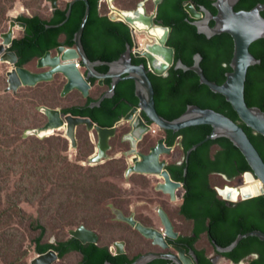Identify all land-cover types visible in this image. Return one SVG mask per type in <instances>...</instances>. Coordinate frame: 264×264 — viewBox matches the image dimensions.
Masks as SVG:
<instances>
[{"label":"trees","instance_id":"obj_1","mask_svg":"<svg viewBox=\"0 0 264 264\" xmlns=\"http://www.w3.org/2000/svg\"><path fill=\"white\" fill-rule=\"evenodd\" d=\"M185 1L165 0L161 5L159 20L172 29L169 44L176 50L177 61L183 60L189 66L195 64V56L201 53L204 57L202 66L207 77L223 85L227 80V74L232 71L235 40L228 33L213 38L200 33L198 27L189 21V14L184 7ZM194 1L198 6H207L214 13L218 12L214 6L216 0ZM27 2L36 3L34 0ZM90 2L92 13L83 39L86 50L94 61H115L126 52L128 43L132 42L131 29L125 23L112 22L107 16H102L99 9L100 0ZM14 3V0L0 1V23L1 18ZM261 3H264V0H240L236 9L250 11ZM67 9L68 6L54 11L49 21H43L38 15L33 18L20 17V21L27 24L24 36L13 45V50L21 58L20 65L57 47L62 34L66 36V44L75 45L76 33L81 28L87 12V4L83 0H78L74 4L72 15L66 24L57 28H46V24L55 25L63 22ZM251 51L263 63L249 71L247 102L251 107L257 106L264 110V39L255 42ZM100 70L108 72L109 67L103 66ZM151 79L156 88L157 108L161 115L169 120L178 119L190 105L216 110L241 123L264 158V136L256 134L242 122L227 97L215 93L209 86L203 84L196 72L174 67L169 76L151 74ZM94 100L90 99L85 106L65 109V112L91 117L103 127H113L132 107L139 105L136 83L122 82L117 89L116 97L107 99L101 107L91 108L90 104ZM22 101L19 94H0V209L7 203V207L0 211V216L5 215L3 222L2 217L0 219L1 235L9 240L18 241L17 226H20L25 231H39L32 239L38 252L57 248L61 257L65 258L70 252L80 250L83 252L84 264H105L108 260L115 264L132 262L134 258L129 254L114 255L108 246L82 245L74 238L60 240L58 244L44 241L48 234V226L41 217L26 212L24 203L43 205L47 214L58 220L59 227H63L74 225L76 208L87 207L94 210L105 199L110 198L112 193L103 188L106 184L86 186L76 179L78 166L68 157V140L58 137L42 140L25 136L31 121H28L27 126L23 125V117L19 119V114L24 113V117H28L29 110H32L30 105H33L34 112L37 111L33 100L27 103ZM212 132L211 125L195 126L179 133L171 131L168 132V143L175 145L182 137L187 153L195 145L206 140ZM187 167L188 175L185 174ZM170 169L176 179L186 182L188 193L182 211L188 219L195 221L196 236L182 237L179 242H188L190 247L195 248L201 264H215L210 258L209 250L196 245L202 234H207L211 244L216 248L213 240L222 246H228L241 233L255 229L264 231V195L233 204L221 198L213 185L214 172L235 177L252 170L248 159L230 139L211 140L192 153L189 163L185 161L183 165L173 164ZM80 174L86 175L83 172ZM11 186L14 187V194L10 196L9 201L3 194ZM93 220L92 223L97 222ZM25 252L28 256L29 250ZM254 253H257L258 257L249 258L245 264H264V240L258 236L244 238L234 251L226 255L235 264H241ZM168 262L165 259H156L151 264Z\"/></svg>","mask_w":264,"mask_h":264},{"label":"water","instance_id":"obj_2","mask_svg":"<svg viewBox=\"0 0 264 264\" xmlns=\"http://www.w3.org/2000/svg\"><path fill=\"white\" fill-rule=\"evenodd\" d=\"M53 2V8H57V0H51ZM76 0H73L75 2ZM88 4L87 15L84 18L81 29L77 32L75 40L77 43V49H70L64 51L63 47L58 48L57 56L51 58V52L39 59L38 68H48V71L43 73H31L29 70L21 67H17L15 71L9 74V82L11 89L16 91L20 86H36L38 83L52 81L54 75L62 74L67 84L63 96H67L74 90H78L85 97L91 95L94 79L99 80L101 86L105 85L107 79H112V85L110 90L99 101H93L90 107H100L106 99L115 97L118 85L125 80H134L136 82V94L140 99V105L134 107L131 112L126 116L125 123L128 122L131 127V133L126 137L133 144V153L138 150L139 141L144 139L145 134L152 131L150 121L157 124L162 130L180 132L183 129L201 126L211 125L213 132L206 140L195 145L188 152V162L190 161L191 154L206 142L211 140H217L220 138L230 139L245 155L248 159L253 171H248L247 174H252L254 179H258L263 183V187L257 188V192H243L242 199L247 200L264 194V158L260 151L254 145L250 139L248 133L244 127L234 121L232 118L222 114L213 109H204L198 105H190L187 112L180 118L171 121L163 117L157 109L156 103V90L151 80L150 73L157 76H168L170 70L176 62V50L169 45L171 37V28L169 27H156L155 15L147 16L144 8L145 3H142L137 11H120L114 9L117 13H120L126 18L127 23L133 28V35L137 45V31L141 34H147L155 39L154 43L148 44L146 49L137 52L134 55L132 45L128 43V50L125 52L119 60L115 61H92L84 47L83 35L86 25L89 21L91 14V6L89 0H85ZM114 0H109L110 4ZM157 9L163 0H154ZM70 4L67 11V19L72 12V4ZM240 0H217L214 5L218 9V14L215 15L211 10L202 6L198 10L195 2H186V10L189 12L190 17L196 21H190L195 24L200 33L207 35L209 38H213L217 35L228 33L233 36L235 40V54L231 63L232 71L227 74V80L223 85L217 82L211 81L202 66L204 57L201 53L195 56V64L193 66L186 65L183 60H179L176 63V69H184L185 71H194L200 78L201 82L209 86L215 93L223 94L227 97L228 101L233 105L238 112L242 122L248 127L252 128L257 134L264 136V110L260 107H251L247 102L246 91L249 71L256 65H261L263 61L257 58L251 51L252 45L264 39V3L259 4L251 11L241 10L237 11L236 6ZM157 13V11H156ZM113 19H117L114 14ZM67 19L59 25H47L48 27H58L64 24ZM215 21L216 25L212 26L211 22ZM14 25V24H12ZM25 26V25H24ZM4 44L11 43L10 32L4 36ZM4 46H0V54L4 51ZM134 57L143 58L145 63L135 64ZM2 59H9L12 64L17 63L18 57L13 53H8L3 56ZM77 60H81V63L86 69V74L79 69ZM102 65H108L110 70L108 73H102L98 71V67ZM43 112L48 115L49 122L44 128H39L33 131V134L38 136H44L46 133L54 131L59 127H63L68 123L69 135L73 137L75 146H77L76 128L80 125H88L89 129L96 128L99 133V156L94 159L99 161L103 158H108V151L111 150L110 141L111 138L116 136L119 123L115 128H103L98 124H95L90 118H82L75 116H67L60 110L44 109ZM142 113L146 115L145 118ZM67 122V123H66ZM173 148L168 147L166 144V138L159 141L158 145L151 148L149 154H141V158H135L136 164L132 166L129 173L134 171L162 174L165 176L166 182L160 184V188L164 191L171 193L175 196L176 189L182 186V182L174 180L172 173L166 167L167 160L161 159L164 154H171ZM188 173V167L185 169V174ZM226 189H220V192L224 194V198L228 201H238L239 198L234 199L232 197L233 192L224 193ZM132 222L135 223L133 218ZM164 222L166 223L167 232L170 236L177 237L178 233L174 230V225L168 215L164 214ZM140 229L148 236L155 238L156 243H160L163 246H168L165 240L164 234L155 228H148L140 225ZM72 234L76 235L84 243L98 242L99 235L86 227H81L78 230H72ZM258 236L264 240V231L261 229H255L246 233H241L237 239L228 246H222L217 244V252L220 256H225L226 253L234 251L240 242L247 237ZM177 242V241H176ZM120 247L119 252H126L125 243H117ZM180 249V255L172 253H155L151 252L146 255H142L132 264H147L154 259L164 258L171 260L169 264H200L199 257L195 250L192 249L187 254V250L183 247ZM58 259V255L55 251L36 258L33 264H52ZM214 262L217 263L218 259L213 257ZM105 264H115L108 260Z\"/></svg>","mask_w":264,"mask_h":264},{"label":"clouds","instance_id":"obj_3","mask_svg":"<svg viewBox=\"0 0 264 264\" xmlns=\"http://www.w3.org/2000/svg\"><path fill=\"white\" fill-rule=\"evenodd\" d=\"M44 1L45 0H40L37 3H40L42 5V3H44ZM46 1L50 3V10H51V15L48 18H43L39 14H32V15L20 14V15H18L16 17H13L11 19V16H10L9 12L13 9V6L7 12L6 21L10 22L9 28H8V30L6 32H4V30L3 31L0 30V39H1L0 46L3 45L4 48H5L4 51L0 54V65H5V67H6L7 86L4 88V90L0 91V94L1 93H3V94H12V95L19 94V95H21V99H22V94L26 91V89H29L30 91H33L34 89H36V88H38L40 86L42 87V85L48 86V85L52 84L53 82L58 81L59 79H61V81L63 83L61 96L63 98H66L67 96H69L72 93H74V105L70 106V107H67V108H64V109H60V108L49 107V105H45L43 103H41V104L35 103V105H36L35 109H36L38 115L42 116L44 118V120H43L41 126L34 127V128H28L25 131V136L26 137H33V138H39V139L45 140V139H50V138L56 137V134L59 133V132H65L67 138H64V139L69 141V148H70V146H72V149L77 151V150L80 149L78 133L80 131H82V129H84L83 131H86V133L88 135V138H89L88 141L92 145V151H91L90 155L83 162L84 164L90 166L88 168L89 172H86V169H87L86 166L81 165L80 162L79 163L74 162V160L70 158V153H69V150H68V157H69L70 161H72L73 164H76L78 166L76 179H79L81 181V184L86 185V186H88L90 184H100V183L101 184H106V185H104L103 188H105L107 191L112 193V196L110 198H107L106 202L100 203L96 207V209H94V210L93 209H88L87 207L79 208V209L82 210L83 218L80 217V214H78V213H77V215L75 214L74 220L75 219H78V220H77V223L75 224V226L73 225L72 227H70L71 228L69 230L70 236L65 237V238H61L59 240L48 241V242H51L53 244H58L60 242V240L74 238L75 240L80 241V243L82 245L96 244V245H100V246H108L109 249L111 250V252L114 255L129 254L131 256V258H134V260L132 262H130L129 264L134 263L142 255H146V254L151 253V252H155V253H172V254H177V255L179 254L180 255L181 251H180V249L178 247L185 248L187 250V254L189 255V253L191 251V247L189 245L188 246L182 245L181 243H179V240L182 237H187V236L189 237V236H194V235L196 236V233L194 232L195 221L193 219H188L186 217V215L184 214V212L182 211V207L185 204L186 195L188 193V190H187V187H186V182L183 181V180L176 179L174 177L171 169H170V166L173 165V164L183 165L185 163V161L188 162V160H187L188 159V152L191 149L187 153L185 152V148H184V145H183V138L182 137H180L178 139V141H177V143L175 145H170L168 143V132H171V131L162 130L157 124L152 123L150 121V126L152 127V131L147 133V134H145L144 139L139 141V143H138V149H137L138 151L136 153H133V144H132V142L130 140L126 139V137L131 133L132 127H131V125L128 122L125 123L124 121H125L126 116L131 112V110L134 107H138L140 105V99L139 98H138L139 99V105L132 107L130 112L124 118H122L120 121H118L113 127H103L100 124H98L97 122H95L91 117L76 116L73 113L65 112V109H68V108L87 105L89 100L92 99V98L95 99L94 101L101 100L102 97L106 94V92H108V90H110L111 85H112V79H107L105 81V85L104 86H101L99 84V80L94 79L92 81L93 89H92L91 95L89 97H85L83 95V93H81L78 90H74L73 92L69 93L67 96H63L64 91H65V86L67 84V80L62 74L54 75V78H53L52 81L41 82V83H38L36 86H33V87L20 86L16 91L11 89V84L9 82V79H10L9 74L12 73L13 71H15L17 69V67L25 68V69L29 70L31 73H43V72L48 71V68H38V61H39V59L44 57L47 54V52H51V58H53V57L57 56L58 48H60V47H63L65 49L64 51H68L70 49H77L76 40H75V45L74 46L68 45V44H66V36H65V34H62V35H60V38H59L60 44L57 47L48 50L41 57L34 58L31 61H29L28 63H26L24 65H20L21 58L19 57L18 53L15 50H13L14 42L16 40L21 39L24 36L26 28H27V24L25 22H23V21H20V17L25 16V17H32L33 18L34 16L38 15L43 21H49L51 19L52 15H53L54 11L59 10V9H65L66 6H68V9H67V11H68L69 7H70V4L73 2V0H68L66 5H65V7H62L61 0H57L58 7L54 9L53 8V2L51 0H46ZM77 1L78 0H76L72 4V11H73V6H74V4ZM83 1L87 4V2L85 0H83ZM164 1L165 0L162 1V3L159 5L158 9H157V5H156L154 0H139L136 3H134V5L133 4L126 5L122 9V8H119L118 6H116L117 0H114L111 4H110L109 0H100L99 9H100V13L102 14V16H107L112 22H116V23L122 22V23H125L126 25H128L130 27L131 33H132V42L129 43V44L132 45V50H133L134 55H135L137 52H140V51H143L144 49H146V46H148V44L154 43L155 39L150 37V36H148L147 34L146 35L145 34H141V32L138 29H136V31H137V45L139 46V47H136L132 26H130L127 23L126 18L123 15H121L120 13H117L118 11L116 12L114 9L120 10L122 12H124V11H137L140 8L141 4L145 3L144 8H145V11H146V15L147 16L155 15L156 27H160V26L168 27V26L164 25L159 20L160 8H161V5L163 4ZM188 1L195 2V4L198 7V10H200L202 8V6H198L196 1H194V0H186L184 2L185 10H186L185 4ZM37 3H32V4L26 3V5H32L30 7H33V5H35ZM89 3H90V6H91L90 0H89ZM104 5L108 7V12L107 13H104L103 10H102L104 8ZM205 7L208 8L207 6H205ZM208 9L211 10L210 8H208ZM87 11H88V4H87ZM156 11H157V13H156ZM186 12L189 14V12L187 10H186ZM91 13H92V6H91ZM66 14H67V12H66ZM114 14L117 16V19H113L112 18V16ZM214 14L217 15L218 12L214 13ZM71 15H72V12H71ZM71 15H70V17H71ZM86 15H87V12H86ZM118 15H120L121 17H118ZM70 17L67 19V15H66L67 21L64 24H66L68 22ZM90 17H91V14H90ZM189 20L190 21H196V20H194V19H192L190 17V14H189ZM63 22H61V23H63ZM83 22H84V19H83ZM61 23H59V24H61ZM88 23H89V21H88ZM88 23H87V25H88ZM213 23H215V24L213 25ZM12 24H14V25H12ZM59 24H55V25H59ZM64 24H62L61 26H63ZM211 24H212V26H215L216 22L212 21ZM47 25H51V24H47ZM87 25H86V28H87ZM193 25H195V24H193ZM61 26H58V27H61ZM81 27H82V25H81ZM49 28H57V27H48V29ZM86 28H85V31H86ZM19 31L20 32L22 31V36L21 37H17ZM85 31H84V35H85ZM9 32L11 34V43L4 44V42H5L4 36L6 34H8ZM84 35H83V39H84ZM171 35H172V29H171ZM83 42H84V40H83ZM84 47H85V44H84ZM85 50H86V47H85ZM127 50H128V46H127ZM127 50H126V52H127ZM13 52L18 57L17 63L12 64L9 59H2L3 56H6V54L13 53ZM86 52H87V50H86ZM87 54H88V52H87ZM176 55H177V53H176ZM88 56H89V54H88ZM89 58H90V56H89ZM117 60H119V59H117ZM137 60H141L142 62L141 63H136ZM92 61H94V60H92ZM102 61H104V60H102ZM178 61H177V58H176L175 65L172 67V69L174 67L176 68V63ZM145 62H146V60L143 59V58L134 57V63L135 64H142V63H145ZM77 63H78L79 69L82 70L84 72V74H86V69L83 66V64L81 63V60H77ZM32 64H33V66H32ZM103 66L109 67L108 65L99 66L97 68L99 72H102L100 70V68L103 67ZM109 70H110V67H109ZM182 70H184V69H182ZM108 72H102V73H108ZM151 74H153V73H150V77H151ZM169 75H170V73H169ZM160 77H162V76H160ZM125 81H134V80H125ZM125 81H123V82H125ZM119 85H118V87H119ZM118 87H117V89H118ZM136 89H137V86H136ZM96 90L97 91L102 90V93H101V95L99 97L94 95V93H95L94 91H96ZM155 90H156V88H155ZM78 95H80L82 97V101H79V99L77 97ZM116 95H117V91H116ZM116 95H115V97H116ZM136 96H137V94H136ZM110 99H112V98H110ZM22 102H26L27 103V100L23 99ZM156 103H157V101H156ZM30 107H31V105H30ZM31 108H32V110H34V107H31ZM91 108H96V107H91ZM44 109L60 110L62 113L66 114L67 116L90 118L91 120L94 121L95 124H98L99 126H101L103 128L112 129V128H115L119 123H121V125L118 127V132H117L116 136L111 138V141H110L111 150L108 151V158H103V159H101L99 161L94 160L100 154V149H99L100 138H99V133L96 130V128L89 129L88 125H80V126H78L76 128L77 146H75L73 137H71L69 135V133H68L69 132L68 131L69 128H68V123L67 122H66L67 124L65 126L59 127L58 129H56L54 131L48 132L44 136H38L36 134H33L32 133L33 131H35V130H37L39 128H44L49 122L48 115H46L43 112ZM142 115L145 118H147L144 113H142ZM171 121H174V120H171ZM193 127H195V126H193ZM189 128H191V127H189ZM186 129H188V128H186ZM183 130H185V129H183ZM183 130H181V131H183ZM172 132H175V131H172ZM176 133H179V132H176ZM149 137H152V138L149 139ZM58 138H63V137L60 136ZM163 138H166L167 146L173 148V151H172L171 154H164L161 157V159H166L167 160L166 167L172 173V177L174 178V180L180 181L183 184L182 186H180L179 188L176 189L175 196L172 195L171 193H168V192L164 191L162 188H160V184L166 182L165 176H163L162 174H151V173H143V172H137V171L129 173L130 168L136 164L134 159L135 158L142 159L141 158V154H149L151 152V148L155 147L156 145H158L159 141L161 139H163ZM117 139L121 140L119 142V144L124 145L123 147H119L117 145V143H115V141ZM125 145L128 148H126ZM180 149L184 152V154H183L184 156L182 155L183 157L181 156L182 153L178 152V151H180ZM168 156H172L173 159L171 161H169L166 158ZM120 159H124L125 162H126V164L124 165V168H123V176H122V178L120 180L121 185H122L123 188L128 189L130 191H133V190L137 189L136 185H138L143 190H146V191H151L152 190V192L141 193L138 196L139 202L136 203V204L134 202H132V201H126L125 199H123L122 198L123 195H120V192L118 190V186L115 183H113V182L103 181L104 180L103 179L104 178L103 175L98 174L99 172H101L103 169H105L108 166L110 161H119ZM190 159H191V157H190ZM104 166H106V167H104ZM248 171H253V169L252 170H248ZM248 171L242 173L239 176H235V177H230L228 174L222 173V172H214L213 175L222 176L227 181L225 184H222V185H220V184L214 185L213 184L214 187L217 189V191L219 193V196L221 198H223L224 200H226L224 198V194H222L220 192V189H226V187H228V186L241 187L243 185V183H247L246 173ZM81 172L85 173L86 175L85 176L81 175L80 174ZM188 173H189V167H188ZM188 173H187V175H188ZM138 176H141V177L145 178L144 185L136 184L137 182L135 181V178L138 177ZM155 177H157L156 180H155ZM237 179H239V180L241 179V183H239V184H234L233 183L232 184V182H234ZM262 185H263V183H262ZM181 190H182V193L180 192ZM157 194H159L161 196H158ZM262 195H264V194H262ZM130 197H132V196H130ZM256 197H259V196H256ZM159 198H161L162 200H160ZM251 199H253V198H251ZM247 200H249V199H247ZM226 201H228V200H226ZM241 201H245V200L242 199V196L239 198L238 201H228V202L236 204V203H239ZM106 207L108 208L107 210L105 209ZM85 210L96 211V212H102L103 210H105L106 211L105 212L106 216H108V220L110 222H115L117 224V226L119 227L120 231L118 229L117 233H116L112 229L108 228L109 226H103V225L98 226V225H96L97 224L96 222L92 223V219H94L93 221H97V220L95 218L89 217V215L85 212ZM165 213L168 215V217L172 221V223L174 225V230H175V232L178 233L177 237H173V236H170L168 234L166 223L164 222V214ZM131 218H133L135 220V223L132 222ZM187 222H189L191 224V228H192L191 232H185L186 230L182 229V227H181L182 224H186ZM140 225H143V226L148 227V228H155L158 231L162 232L164 234L166 242L168 243V246L166 247V246L161 245L160 243L159 244L156 243L155 242L156 239L152 238V237H148L140 229ZM83 226L86 227L87 229L95 231L100 237L99 241L98 242H87V243H84L76 235L72 234V230H78V229H80ZM100 228H102V229L100 230ZM115 228L116 227H114L113 229H115ZM118 232L123 233V234L118 235ZM124 232H126V233H124ZM129 232L133 233V240L134 241H132L131 237L129 235H127ZM48 233H49V227H48ZM38 234H39V231H38ZM204 235L206 236L207 234H202L201 238L199 239V241L196 244L197 247H199V248H203V247L200 246V242H201V240L204 239ZM147 240L149 241V243L147 242ZM209 240H210V238H209ZM44 241H45V239H44ZM121 242L125 243L124 245H125L126 252H123V253L119 252L120 247H119V245L117 243H121ZM213 242L215 243L214 240H213ZM214 245L216 246L217 244L215 243ZM155 247H161L162 249H156ZM192 249L196 251L195 248L192 247ZM214 249H215V252L214 253L213 252L210 253V258L212 259L213 257H215V258L218 259L217 263L213 261L215 264H220L222 260H227L229 263L235 264V262L230 257H228L226 254H225V256H220L218 254V252H217V246ZM171 250L173 252H169ZM35 251H36L37 254H36V256L31 258V261H30L29 264H33V262H34V260L36 258H38V257H40L42 255H45V254L49 253L50 251H55L57 253V255H58V259L56 261H54L52 264L56 263L60 259H64V258L61 257L60 251L57 248H50L49 250H47L45 252H38L36 250V246H35ZM71 253H78L80 255V257H81V264H84L83 261H82V259H83V252L82 251L74 250L73 252H70L69 254H71ZM196 253H197V251H196ZM29 254H30V251H29ZM197 255H198V253H197ZM198 257H199V255H198ZM251 257H255L256 258V257H258V254L254 253V254L250 255L248 258L244 259L241 262V264H245L246 261H248V259L251 258ZM157 259H164V258H157ZM155 260L156 259H154L153 261H151V262H149L147 264H151ZM165 260H168V259H165ZM199 260H200V257H199ZM168 261H169L168 264L172 262L171 260H168ZM200 264H201V262H200Z\"/></svg>","mask_w":264,"mask_h":264},{"label":"rangeland","instance_id":"obj_4","mask_svg":"<svg viewBox=\"0 0 264 264\" xmlns=\"http://www.w3.org/2000/svg\"><path fill=\"white\" fill-rule=\"evenodd\" d=\"M0 1H3V0H0ZM34 1L36 3L38 2V0H34ZM67 1L68 0H61L62 7H65ZM137 1L139 0H117L116 6L123 9L124 6L130 5V4L134 5V3H136ZM14 2L15 4L13 5V9L9 12L11 19L20 14H24V15L39 14L43 18H48L51 15L50 3L47 2L46 0L44 1V3H42V5L40 3H37L33 5V7H30L32 5H26V3H28L27 0H14ZM102 10L104 13H107L108 7L104 5V8ZM7 12L8 11H6L5 16L1 18L2 20L0 23V30L1 31L4 30V32L8 30L9 25H10V22L6 21ZM21 36H22V31L21 32L19 31L17 37H21ZM6 86H7L6 67L5 65H0V91L4 90ZM62 88H63V83L61 79H59L58 81H55L48 86L42 85V87L40 86L34 89L33 91L26 89V91L22 94V99L27 100V101L33 100L37 104L43 103L45 105H49V107L60 108V109L73 106L74 105V93L67 96L66 98H63L61 96ZM94 92H95L94 95L99 97L102 93V90H99V91L96 90ZM77 97L79 101H82V97L80 95H78ZM31 107H33V105H31ZM29 114L30 115L26 118L24 117V113L19 114V119L23 117V125L27 126L29 120L31 121L30 128H34V127H38L42 125V122L44 120L42 116L38 115L36 112H34V110H29ZM83 130L84 129H82V131L78 133L80 149L76 151L72 149V146H70L69 153H70V158L73 159L74 162H77V163L80 162L81 165L86 166L87 168L86 172H89L88 168L90 166L84 164L83 162L90 155L92 151V145L88 141L89 138H88L86 131H83ZM60 136L63 138H67L65 132H59L56 134V137H60ZM19 137H20V132H19ZM151 138L152 137H149V139ZM120 141H121L120 139H117L115 143H117L119 147H123L124 145L119 144ZM125 147L128 148L126 145ZM217 148L218 147H216V150ZM178 152L182 153L181 156L184 154V152L181 149ZM166 158L169 161L173 159L172 156H168ZM110 162L105 169H103L101 172L98 171L99 172L98 174L103 175L104 177L103 178L104 180L102 179L103 181H109V182L115 183L118 186L120 195H123L122 197L123 199H125L126 201H132L136 204L139 202L138 196L141 193L152 192V190L151 191L143 190L138 185H136L137 189L133 191L123 188L120 180L123 176V168L126 162L124 159H120L119 161H110ZM156 179L157 177H155V180ZM135 181L137 182L136 184L144 185L145 178L138 176L135 178ZM212 182L214 185H217V184L222 185V184H225L227 181L222 176L212 175ZM233 183L239 184L241 183V179L240 180L237 179L234 182H232V184ZM13 191H14V187L11 186L3 194L5 195L4 197L8 198V200L11 201L10 196L14 194ZM180 192H182V190ZM157 195L161 196L159 194ZM159 199L162 200L161 198ZM106 200L107 199H105L103 202H106ZM23 205H24L26 212H28L30 215H34L35 217H41L42 221L45 224H47V226L49 227V233L47 237L45 238V241H54V240H59L61 238L70 236L69 230L71 229L70 227H72L73 224L59 227L58 220L52 219L47 214V211L44 209L43 205L41 204L32 205L30 203H24ZM6 207H7V203H4L0 211H2ZM105 209L107 210L108 208L106 207ZM85 212L89 215V217L95 218L97 220L96 225L109 226L108 228L112 229L113 231L117 233V230L119 229V227L117 226L115 222H110L108 220V216H106L105 210H103L102 212L85 210ZM77 213L80 214L81 218H83L81 209L76 208L74 210V217H75V214L77 215ZM1 217L2 216H0V219ZM4 217L5 215L2 217L1 222H3ZM77 220L78 219L74 220V226L77 223ZM17 227H18V234H19L18 241L9 240L5 238L3 235H1L0 233V264H27V263H30L31 258L36 256L37 254L35 251V243L32 242V239L37 236L38 232H29L27 230L25 231L20 226H17ZM114 227L116 228L113 229ZM181 227L182 229L186 230L185 232H191L192 228L189 222H187L186 224H182ZM101 229L102 228H100V230ZM121 234L123 233L118 232V235H121ZM127 235H129L132 241H134L133 233L129 232ZM147 242L149 243L148 240ZM200 246L208 249L210 253L215 252V249L213 245L211 244L207 235L206 236L204 235V239L201 240ZM155 248L162 249L161 247H155ZM27 250L30 251V254L28 253L29 254L28 256H26L27 253L25 252ZM54 264H81V257L78 253H71V254H68L64 259H60ZM220 264H231V263H229L227 260H222Z\"/></svg>","mask_w":264,"mask_h":264},{"label":"bare ground","instance_id":"obj_5","mask_svg":"<svg viewBox=\"0 0 264 264\" xmlns=\"http://www.w3.org/2000/svg\"><path fill=\"white\" fill-rule=\"evenodd\" d=\"M118 17H121L118 15ZM16 32V31H15ZM262 182L258 179H254L252 174H247V183H243L241 187L237 186H228L227 190L224 193H229L230 191L233 192L232 197L234 199L240 198L243 195V192H257V188H262ZM182 193V192H181Z\"/></svg>","mask_w":264,"mask_h":264},{"label":"flooded vegetation","instance_id":"obj_6","mask_svg":"<svg viewBox=\"0 0 264 264\" xmlns=\"http://www.w3.org/2000/svg\"><path fill=\"white\" fill-rule=\"evenodd\" d=\"M179 243H181L182 245H185V246H188L189 245L188 242H179ZM169 252H173V251L171 250Z\"/></svg>","mask_w":264,"mask_h":264}]
</instances>
